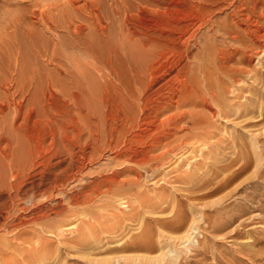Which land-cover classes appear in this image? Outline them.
Masks as SVG:
<instances>
[{
    "label": "rangeland",
    "instance_id": "obj_1",
    "mask_svg": "<svg viewBox=\"0 0 264 264\" xmlns=\"http://www.w3.org/2000/svg\"><path fill=\"white\" fill-rule=\"evenodd\" d=\"M107 1L106 5L108 4V6H111L110 0L108 1L109 3ZM56 2H60V0H0V45L4 46L3 49L0 50V77L4 72L7 76L10 75L8 77L11 78L12 73L17 76L20 74H17L18 70H24V73H21V75H23L26 80H30L33 86H35V89H37L36 92H34L35 98L41 101L40 105L46 110L40 125L35 124V122L40 120L36 112L32 115L30 121L32 130L35 131L36 127L40 126L39 130L41 131L39 134L41 135L38 137L39 139H37V142L41 143V150L38 154L28 157V159H25V155L24 159L20 161L23 165H21L18 172L16 170L13 172L15 176L18 173V179L9 176L6 185L3 186L4 188H0V237L8 241L9 246L7 245L5 247L6 253L18 256L20 260H31L33 256L41 255L40 257H43V260L45 257L48 263L51 261L53 263L57 262L56 264H100L101 262V264H164V261L165 264H169L165 260L167 258L161 255L160 248H162V244L160 241H163L170 247H176L179 246L177 244H180V240L177 241L173 239L177 238L176 235L178 236L179 233L180 237L182 234L180 231L173 232L171 229H166L159 224L157 220L167 219V221H170L172 217L174 219L175 213H178L177 210L182 208L181 211H183L185 215L187 214L188 217L192 218V211H196V218H201L196 225L199 229L197 228L198 230H196L193 235V237L195 236L194 241H199L201 249L200 247H195L194 250L196 248L198 249L195 251L192 250L190 252L192 254L189 252L187 254L184 253L180 264H264V247L262 246L263 248H261V244H259V240H264V114L259 111L260 105L264 106V39H255L256 41H254L252 45V47L254 46V51H252V47L248 48L242 46L229 36L217 37L215 40L216 49L222 53L226 52L229 54V66L239 69L240 71L243 70L238 77L239 81L242 82L235 83L236 88L240 87V89L230 94L233 96L235 94L234 97L229 96L232 98V100H230L231 104L238 106L241 103H246V105L257 103V113L256 115L252 113L248 116H244L242 117L243 119H241V117L237 118L234 115H229L226 118L213 119L212 128L209 127L207 132L210 138H212L211 141L208 137L211 141L208 140L209 143H212L211 147L216 149H211V151L206 149L207 152L204 153V157L198 166L199 168L202 166V170L212 169V167L215 168L216 164L222 166L224 163L236 157L237 154L249 156L250 161H252L247 169L243 171L242 174H239L235 180L229 182L224 189L214 193L212 196L202 198L204 199L203 201L201 199H199L200 201H195L193 197L194 202H192L193 200L191 201V199L186 198L189 185L178 182L176 179L179 178V176H183L187 171L189 172L190 169L187 168L186 163L188 160H191L190 156L184 157L183 160L181 158L177 159L166 156L162 159L166 165L161 168L156 166L158 163H153V166L141 163V159L145 158L146 154H143V152L141 154L140 150H147L145 146H136L137 151L134 149V161L131 162V164L130 162L129 164L124 162L123 158L118 156L120 149H123L128 144V139L130 137L127 136L126 139L122 137L116 140L117 138L115 139L112 134L111 129L115 127L116 121L110 117L108 118L106 114L108 110H106L107 108L103 104L104 99H106V92L104 90L106 80L105 78H86L88 80H85V77H83V80H79V77L80 79L82 78L81 76H79L78 79H75L77 76L73 77V79L68 74L70 70H76L74 67L75 61L83 60L82 63L90 61L89 63L93 65L92 71L94 62L90 59H85L77 52H74V50L66 49L67 46H71V42L70 36L66 33L64 28H58L57 31H42V39L40 37L41 41L43 43L45 42L44 45L52 49L54 47L53 42H55V40L57 41V37L61 36L63 41L59 44V47L61 46L59 48V50L61 49L60 53H62L61 51L64 49L69 56L76 55L75 59L73 58L74 56L72 57L75 61H73L71 57L72 60L70 58V60H66V57L62 58L63 56H60L61 58L56 60L57 62L60 60L59 64L56 61L51 64L44 55V52L42 53L43 50L37 48L40 47V45L36 44L37 49L35 48L33 44L35 41L32 40V43L24 27L18 26L15 30V35H12L14 33L10 35L6 34V30L9 28L10 24L9 21L14 20L11 18L24 15L23 18L26 19L28 23H31L36 20L35 17H33L32 11H40L44 9V7L46 8L47 5ZM225 2L226 1L223 3L220 2L219 4L221 5L218 4V6L215 7V15L219 19H225L226 15L231 12V9L227 7V2ZM253 2L257 6V14L259 15V13L262 12V14L259 15L261 17L260 19L264 18V0H253ZM174 14V12H171L169 15L173 16ZM85 16L86 14H82V16L78 14L77 19L79 20L76 19V22L80 23V17L85 18ZM255 16L257 17V15ZM87 19L88 18H86V20L84 19V21L89 23V19ZM261 21L264 20L262 19ZM37 25L39 29L43 27L41 24L39 25V23ZM244 26L245 25L237 27V31L243 36H245ZM208 29V27L204 28L200 33L201 35H197L196 40L198 42V47H193V56L201 52L200 46L203 43L202 40H204L202 36H206ZM11 45H14V47L11 48ZM9 49H12L13 54L10 53ZM42 49L45 48L42 47ZM40 51L41 54H39ZM15 52L19 54L15 56ZM247 52H249L251 57L247 55ZM63 53L65 54V52ZM63 53L61 55H64ZM15 57H17V59L19 58L22 65L24 63V66L28 67L29 73L26 70L27 68L20 65V61L14 59ZM15 61L18 65H16L17 69H15ZM79 63L81 62L79 61ZM78 65L79 64L76 62L75 66ZM97 66L100 68V65L97 64ZM97 66H95V68ZM51 80L54 81L52 82ZM48 83H50L52 90L45 89ZM7 84L4 85V87L6 86L7 88ZM160 84L161 82L158 85ZM8 85H12L11 82ZM47 86L46 88H49ZM53 88H55V90ZM12 89L7 92L5 88L0 87L1 98H5L3 95L8 94L10 98L16 96V98L20 100L19 98H21V96L15 95V91ZM4 91L6 92L4 93ZM77 91L79 92V97L81 95V99L79 98L81 100L80 102L79 99H76V101L73 97L77 95ZM237 94L238 96H236ZM247 101L248 103L250 102V104H248ZM85 103H87V105ZM200 109L206 111L205 108ZM5 110V118L8 117L7 124L2 120L3 117H1L0 129L3 127L8 128V130L6 129L8 135L15 138V132L10 128L14 112L10 107ZM7 112H9V114ZM20 120L21 118L19 121ZM2 121L5 124L1 123ZM43 123L46 124V127L41 125ZM182 124L185 125L184 122H182ZM47 126L53 127V129L55 128L53 133ZM186 133L191 134L192 132L185 129L179 132L178 136H183ZM234 133L236 136L233 135ZM252 137L255 141L257 140L258 145L260 144L262 151L257 148H252ZM238 138H243L244 142H237L236 140ZM6 140L3 141L5 142ZM213 143H215L216 146L215 144L213 145ZM120 145L125 146L123 147ZM2 146L3 144L0 145V147ZM41 151L43 152L41 153ZM137 152L139 153L134 155ZM257 152L263 154V157L261 156L263 159L259 163L256 162L255 158V153ZM24 164H27L25 170L24 167H22ZM206 165L207 167H205ZM8 166V163L0 158V171L8 170ZM115 177H117L116 180L127 179L134 182V184L117 188L114 186L111 190L107 191V193L104 192L106 191V186H108V179H115ZM222 177H225L224 173L221 174V178ZM10 183H13V186L7 185ZM95 188L97 191H102L105 194H97ZM90 193L92 195L94 194L92 196L93 198L89 196ZM70 197L76 198L73 201L74 203L69 202ZM140 198L141 200L145 199L141 204H139ZM119 199H122L123 202ZM86 200H88L89 203H87ZM175 200H179L183 203L180 204L183 207L175 203ZM119 201L122 204L119 203ZM190 201L192 203H190ZM218 201H220L219 204ZM234 202L237 205L230 207V209L226 208L228 204L230 205ZM35 207L40 209L48 207L51 209L48 211L47 217L42 219L45 221L42 222V220H40L33 222L34 220L31 218V214L36 210ZM60 208H67L69 211H75L76 216L72 219H68L66 215L57 214L56 212H59ZM193 208H195V210ZM87 209L93 211L94 217L86 216ZM218 210L221 212V215L223 214L220 220L221 222L219 221L220 218L218 219L219 225L222 224L221 226L215 224V222L213 224V217L215 218ZM67 219L70 221V223L68 222L69 225L75 223L81 229L95 227V233H91L93 236L91 234L90 236L89 234L88 236L86 235L84 237L85 239H83L85 243H83V241L77 244L70 242V235L73 236L75 233L70 234V231L67 232ZM86 223L89 227L85 226ZM58 224L64 225H60L63 227L59 226L60 231L57 230L59 228ZM148 227L151 229L153 228L151 230L152 233H149V237L153 238L144 239L143 244H147L148 241L151 240L154 242L150 244L151 247H145L144 249V246L137 245V247L133 246L130 249L131 251L118 250L125 244L127 245L134 241V238L138 236L137 234L143 235L145 231L147 232ZM113 228L117 230L114 231ZM56 230L59 233L56 234V232H54ZM163 234L167 236L165 237ZM18 236H23L25 239L29 238L33 245L29 246L17 240L15 237ZM170 236L173 239L169 238ZM106 244H109V248L112 247V250H108L109 248L106 249L105 247L108 246H106ZM102 246L106 251L101 249ZM139 246L140 249L138 248ZM113 248L116 253L113 251ZM245 249L246 251L249 249L258 250V252L261 253V257L259 255H257V257L253 255L250 256L248 252L247 255H243L246 253L244 252ZM40 251H43V254ZM53 255H55V257L60 256V262L57 259L53 260L55 258ZM170 255H174V252L170 253ZM125 256H127V258ZM160 256L162 259H160ZM144 257L147 258V260H144L143 263L140 262ZM158 258L161 261H159ZM105 259H110L109 263ZM117 259H119L118 262ZM137 259L138 261H136ZM0 264L17 263L15 261L2 262V260H0Z\"/></svg>",
    "mask_w": 264,
    "mask_h": 264
},
{
    "label": "bare ground",
    "instance_id": "obj_2",
    "mask_svg": "<svg viewBox=\"0 0 264 264\" xmlns=\"http://www.w3.org/2000/svg\"><path fill=\"white\" fill-rule=\"evenodd\" d=\"M106 1L107 0H60V2H56L51 5L46 4V8L44 7V9L40 11H32L34 16L32 15V13L31 15L35 17L36 20L31 23H28V21L23 18L24 15H21L19 17L17 16L16 18H11L14 20L9 21L10 24L9 28L6 30V34L10 35L14 33L12 35H15V30L16 28H18V26L24 27L29 39H31V41H35V43H33L32 41V43L35 45V48L36 44L40 45V47L37 48H40L39 50H43L42 53L44 52V55L52 64L62 56V58L66 57V60H68L74 55L69 56V54L66 53L67 51H64V49L61 52H65V54L63 53L64 55H61V49L59 50V48L61 47H59V44H61L63 41V38L61 36L57 37V41L55 40V42H53L54 47L52 49L46 47V45H44L45 42L43 43L41 41L43 34L42 31H57L58 28H64L66 30V33L70 36L71 42L70 47H64L72 51L74 50V52H77L85 59L87 58L88 60L90 59L94 62L92 71L91 69L93 65L89 63L90 61H85L84 63H82L83 60H79L81 62L79 63V61L74 60L76 56L75 55L73 57L74 59L72 58L73 61H75L74 64L76 65L77 62V64H79L80 66L74 65L76 70H70L68 74L72 78L77 76L75 79H78V77L81 76L82 78L80 79L79 77V80H83V77H85V80H88L89 78H105L106 80V84L104 87V90L106 92V99H104L103 104L107 108L106 110H108V113L106 112L108 118L110 117L111 119L116 121V125H114L115 127L111 129L112 134L115 139L117 138L116 140L122 137H125V139L127 138V136L130 137L128 139L129 141L127 140L128 144L126 146L120 145L125 147L123 149H120L118 156L123 158L124 162L128 164L130 162L131 164V162L134 161L133 152L134 149H136V146H145L147 150H140L141 154L142 152L143 154H146V157L141 159V163L150 166H153V163H158L156 165L158 168L166 165L164 160H162L166 156L177 159L181 158L182 160L184 159V157L190 156L191 160H186V166L190 169L189 172L187 171L183 176H179V178L176 179L178 180V182L189 185V188L185 187L187 188L186 198L191 199L192 201L194 197L195 201H200L199 199L203 201L204 199L202 198L212 196L214 193L224 189L229 184V182H232L239 176V174H242V172L247 169L250 162L252 161H250L249 156H242L241 154L236 153V157L224 163V165L222 166L216 164L215 168L211 166L212 169L207 170H202V166H200L199 168L198 164H200V161L204 157V153L207 152L206 149H209V151H211V149H216L211 147L212 143L210 144L209 141L212 138H210L207 132L209 130V127L212 128V120L217 118H226L229 115H234L237 118L241 117V119H243L242 117L248 116L252 113H255L254 115H256L258 105L257 103H251V105L241 103L238 106L231 104L230 100H232L231 97L233 95L230 94H233L236 92V90L240 89V87L236 88L235 83L242 82L239 81L238 77L240 73L243 72V70L240 71L239 69L229 66V54L226 52L222 53L221 51H218L216 49L215 40L217 37L229 36L233 40L240 43L242 46H246L248 48L252 47L253 42L256 41L255 39H264V21H261L262 19L264 20V18L260 19L261 17L259 16L260 14H262V12L259 13V15L257 14V6L256 4H254L253 0H110L111 6H108V4L106 5ZM224 1L227 2L225 3L228 4L227 7L231 9V12L226 15L225 19H219L215 15V7L218 6L220 2L223 3ZM171 12H174L175 14L173 16L169 15ZM78 14H80L81 16L82 14H86L87 17H80L81 20L79 23L76 22ZM255 15H257V17ZM83 18L85 20L86 18H88L89 20H87L89 21V23H86L87 21L85 22ZM36 23H39V25L41 24L43 27L39 29ZM241 25H245L244 35L246 37L241 35L239 31H237V27H240ZM207 27L209 29L206 36H202L204 37L202 38L204 39L202 40L203 43L201 44V46L199 45L201 47V52L193 56V47L198 45L196 37L203 31L204 28ZM3 47V45H0V50H2ZM13 47L14 45H11V48ZM42 47L45 49H42ZM9 51L10 53L13 52L12 49H9ZM252 51H254V48L252 49ZM247 53V55L250 56L249 52ZM17 54L19 53H16L15 56ZM39 54H41V51ZM14 59L16 61H20L19 58L17 59V57H15ZM16 61L14 64L15 66L17 65ZM57 63L59 64L60 60ZM97 64L100 65V68H98ZM20 65L23 67L25 64L23 63L22 65L21 62ZM20 65L19 67L21 68ZM17 66L16 68H14L17 69ZM95 66L97 67L95 68ZM24 67L27 68V71L29 70L28 67ZM19 71L20 70H18L17 74H20L17 76L13 75L12 73L13 76L11 75V78L8 77L10 75L7 76L6 73L4 74V72L0 77V87L5 88L7 92H9V90L13 88L12 90L15 91V95L21 96V98H19L20 100H18L16 96L12 94L11 95L15 98H10V95L8 94L3 95L5 96V98H1L2 95L0 93V115H2L0 116V119L1 117H3L2 120L7 124L8 117L5 118V109L10 107L14 112L13 120L11 119L12 123L10 128H12L16 135L15 138L10 137L7 131L8 128L3 127L2 129H0V143L3 144V146L0 147V158H2L3 161H6L9 165L7 167L8 170L0 171V188H4L3 186L6 185L8 180L7 178L9 176L15 179L19 176L18 173L15 176L13 172L14 170L18 172L21 165H23L20 163V161L21 159H24L25 155V159H28V157H32L34 154H38L41 150V143L37 142V139H39L38 137L41 135L39 134V132L41 131L39 130L40 126H37L36 130L34 131L30 127V121L32 115H34V113L36 112L37 117L40 120L35 122V124L40 125V123H42V117L45 115L46 110L40 105L41 101L35 98L34 92H36L37 90L35 89V86H33L30 80H26V78L21 75V73H24V70H21L20 72ZM10 82L12 85H8L10 84ZM160 82L161 84L158 85ZM6 84L8 86L7 88L6 86L4 87V85ZM47 85L46 86L49 88H46V86L44 85L45 89H51L50 83H48ZM55 88L53 89L55 90ZM6 91H4V93ZM78 94L79 92L77 93V95L73 96L75 100L81 97V95L79 97ZM238 94L236 96H238ZM80 99L79 102L81 101ZM85 104L87 105V103ZM248 104H250V102ZM200 108H205L206 111L201 110ZM259 111H261L260 113L264 114V106L260 105ZM7 113L9 114V112ZM20 118L21 120L19 121ZM3 121L1 123H3ZM182 122H184L185 125H183ZM41 125H44V127H46L45 123ZM48 129H50L52 133L53 130H55V128L53 129V127H48ZM185 129L190 130L192 133H186L183 136H178V133L184 131ZM233 135L236 136L235 133ZM208 137L210 138V140ZM3 140L6 141L4 142ZM236 141L244 142L243 138H238ZM214 144L215 143H213V145ZM243 144L246 145L245 143ZM251 146L254 149L257 148L258 150L260 149V151H262L260 144L258 145L257 140L255 141L253 137L251 138ZM42 152L43 151H41V153ZM138 153L139 152L134 155H137ZM255 154L256 162L259 163L263 159L261 158L263 154L258 152ZM26 165L24 164V166H22L24 167V170L26 169ZM205 167H207V165ZM223 173L225 177L221 178V174ZM116 179L117 177H115V179H108V186H106L107 188L104 192L107 193V191L111 190L114 186L117 188L125 185L131 186L132 184H134V182H131L127 179ZM7 185L13 186V183ZM95 190L99 195L100 193H104L102 191L100 192L99 190L97 191L96 188ZM93 195L90 193L89 196L92 197ZM75 199L76 198L74 197H70L69 202H73ZM88 200H86L87 203H89ZM119 200L122 201V199ZM144 200L145 199L141 200L140 198L139 204L143 203ZM194 200L192 202H194ZM120 201L119 203H121ZM191 201L190 203H192ZM174 202L178 205L183 204L179 200H175ZM219 202L220 201H218V204ZM234 205L237 204H235V202L230 205L228 204L226 208L230 209V207H233ZM180 206L183 207L182 205ZM35 209L36 210H34L31 214V218L34 220L33 222L44 219L45 217H47L48 211L51 210L48 207L41 209L35 207ZM181 209L177 210L178 213H175L174 219L172 217L173 220H157L158 223L166 229H171L173 232L180 231L182 234L180 237L179 233V237L176 235L177 238L174 239L171 236L169 237L173 240H180V244H177L179 246L176 247H170L163 241H160L162 244V248H160V251L162 253L161 255H163L164 258L168 259L165 260L169 264H180V261L183 258L182 255L184 253H190L192 250H194L195 247H200L199 241H194L195 236L193 237V235L195 234L194 232L199 229V227H196V225L198 221L201 220V218H196V211H192V218L188 217V215L186 214V216L184 212L181 211ZM193 209L195 210V208ZM86 212L87 217H94L92 210H88ZM56 213L64 216L66 215L68 219H72L76 216L75 211H69L67 208H60L59 212ZM217 215H215V218L213 217V224L215 222V224L219 225L218 219L220 218V221L223 214L221 215V212H219L218 210ZM68 219L66 220L68 225L66 227L67 232L70 231V234L75 233L73 236L69 234L71 237H69L70 242H74L75 244L80 243L83 241V239H85L84 237L86 235L88 236L89 234L90 236L91 233H95V227H89V225L86 223L85 226L89 228L81 229L75 223L69 225L68 222L70 223V221H68ZM43 221L45 220H42V222ZM60 225L58 224V227ZM60 227L57 229L58 231H60ZM152 229L148 227L147 232L145 231L143 235L137 234L138 236L135 238L133 236H130L134 238V241L128 243L127 245L125 244L118 250H130L133 246L137 247V245H140L142 247L144 246V249L145 247H151L150 244L154 242L149 240L147 244H143V241L144 239L147 240V238H153L149 237V233H152ZM57 230L54 231L56 232V234L59 233L57 232ZM116 230L117 229H115L114 231ZM165 234L163 235L165 236ZM20 236L15 238L25 243L26 245H33L29 238L25 239L23 238V236ZM2 239L3 238L0 239V260H2V262L15 261L17 264L57 263H53L50 260L49 261L51 263H48L47 260H45V257L43 260V257H40V254H43V251H40L41 253L39 252L40 256L35 255L31 260H20L18 259V256L9 255L8 253H6L5 247L7 245L9 246V244L7 240ZM83 243L85 242L83 241ZM259 244H261V248H263L264 240H259ZM106 246L107 247L105 248L108 249L110 245L106 244ZM140 246L138 247L139 249ZM102 247L101 249H104V247ZM111 248H109L108 250H110ZM114 248L113 251L116 253V248L115 250ZM172 252H174V255H170V253ZM244 252L246 253H242L243 255H247L248 252L250 256L253 255L256 257L257 255L260 256L261 254L260 252H258V250L255 251L252 249H249L248 251H246L245 249ZM53 256L55 257V255ZM125 257L127 258V256ZM55 259L59 261L60 256L55 257L53 260ZM142 259V261H140L142 263L144 262V260H147V258L145 257ZM160 259H162V257ZM160 259L159 261H161ZM105 260H107L109 263L110 259ZM118 260L119 259H117V262ZM136 261H138V259Z\"/></svg>",
    "mask_w": 264,
    "mask_h": 264
}]
</instances>
